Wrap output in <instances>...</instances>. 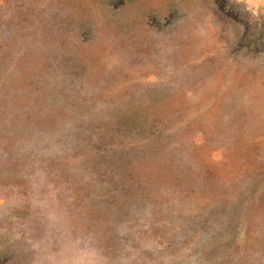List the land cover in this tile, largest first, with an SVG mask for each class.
Listing matches in <instances>:
<instances>
[{"label": "rangeland", "instance_id": "1", "mask_svg": "<svg viewBox=\"0 0 264 264\" xmlns=\"http://www.w3.org/2000/svg\"><path fill=\"white\" fill-rule=\"evenodd\" d=\"M0 264H264V0H0Z\"/></svg>", "mask_w": 264, "mask_h": 264}]
</instances>
